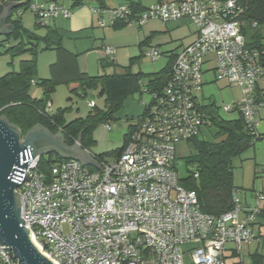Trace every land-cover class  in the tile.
<instances>
[{
    "label": "built area",
    "instance_id": "2783aa9c",
    "mask_svg": "<svg viewBox=\"0 0 264 264\" xmlns=\"http://www.w3.org/2000/svg\"><path fill=\"white\" fill-rule=\"evenodd\" d=\"M31 10L41 26L51 19H69L72 13L57 2L32 5ZM91 13L102 28L188 21L197 38L177 53L163 88L143 90L152 101L132 121L121 153L109 160L89 151L103 171L63 160L47 175L38 169L43 155L28 165L16 192L35 244L56 264H244L243 247L257 239L254 224L264 195L257 193L254 206H249L235 193L233 210L218 217L204 214L197 194L180 185L174 162L176 146L200 136L210 123L205 110L210 104L197 96L210 71L217 81L241 89V99L223 110L239 112L249 131L259 135L264 121V38L248 45L243 33L246 10L238 0H160L143 11L123 5L92 8ZM163 55L160 48L143 53L154 62ZM115 56V49L106 48V58ZM95 106L94 101L88 104ZM50 108L49 103L46 113ZM194 241L198 244L192 250L183 251ZM0 264H17L5 247H0Z\"/></svg>",
    "mask_w": 264,
    "mask_h": 264
},
{
    "label": "trees",
    "instance_id": "16d2710c",
    "mask_svg": "<svg viewBox=\"0 0 264 264\" xmlns=\"http://www.w3.org/2000/svg\"><path fill=\"white\" fill-rule=\"evenodd\" d=\"M59 1L51 2L61 4ZM71 1L72 10L85 4V0ZM95 1L98 2L100 8H106L104 0ZM238 2L246 10L243 17L245 22L243 33L247 37V43L249 46L258 44L264 38V0H238ZM7 3L15 5L12 18L8 22L12 26L13 32L8 36L0 37V46L11 40L23 41L26 38L31 45L30 48L27 49V46L20 43L17 47L11 48L9 52L17 53L26 50L32 52L33 55L32 59L20 62L19 71L10 72L0 77V116L4 117L10 125L17 127L22 137L35 127H42L51 135L61 133L68 147H73L81 139L82 148L91 151L96 146L94 139L96 129L100 125L110 126V121H116L115 115L123 109L128 98L138 92H143L144 89L149 93H154L163 88L170 78V72L177 54H169L171 61L160 72L148 76L144 88L141 86V82L145 76L142 73H133L131 67L123 68L122 72L100 76H91L82 72L79 67L78 56L64 48L62 36L55 29L37 23V15L31 10V6L39 4H35L34 0H8V2L0 4V14ZM128 5L136 11L144 10L137 3L131 2ZM27 11H32L35 14L37 28H47L45 36H39L24 28L18 13ZM253 23L258 24L257 29L252 28ZM114 26L119 28L125 25L118 23ZM34 41L44 43L46 50H56L57 52V60L50 66V78H36L37 45L32 43ZM141 46L142 44H140ZM137 59H132L131 62ZM107 60L101 61L103 69L116 67L114 60L108 58ZM32 81L35 83L33 84ZM33 85L42 88V98L36 99L30 95V89ZM61 85H66L71 94L82 95L83 97H87L90 92H99V96L105 97V109L100 110L95 106L90 108L91 111L85 118H78L71 122H67L65 110H58L52 115L49 112L46 113L48 104H51V95ZM205 110L210 115V123L201 135L209 129V126L216 127L218 131L210 140H201L200 135L185 141L194 147L195 152L187 157V161L196 165V170L187 178L180 180V185L197 194L202 213L218 217L233 210L235 206L233 198L238 188L234 184V158L263 140L264 134H261L260 131L258 136L252 134L239 112L240 117L237 120L225 121L219 118L218 109L213 103ZM140 116L131 120L133 121ZM129 127L124 136V143L127 132L130 130ZM217 137L222 139L217 141ZM121 151L122 147L113 152L96 156L99 159L110 160L117 157ZM62 161L63 159L56 153L50 154L48 158L41 156L39 172L48 175L51 166ZM195 174L198 176L196 177ZM259 217L264 218V209L261 210ZM253 264H259L256 258Z\"/></svg>",
    "mask_w": 264,
    "mask_h": 264
},
{
    "label": "rangeland",
    "instance_id": "374dc122",
    "mask_svg": "<svg viewBox=\"0 0 264 264\" xmlns=\"http://www.w3.org/2000/svg\"><path fill=\"white\" fill-rule=\"evenodd\" d=\"M66 4H69L68 0H65ZM138 1V0H137ZM146 1V0H143ZM157 0H154V2ZM130 4L131 2H123ZM85 7L97 8L98 2L95 0H85ZM25 22L29 21V27L24 28L32 33H36L39 36H45L47 28L36 27V23L31 11H27L25 14ZM188 25L166 26L160 21H148L141 27H134L125 25L124 27H115L110 25L106 28H102L98 23L89 30L90 35L92 34V41L94 40L95 48L89 50L90 52H84L80 54L82 57L81 62L83 65L86 64L89 70V75L100 76L113 74L115 72H122L123 68L131 67L133 73H142L143 77L141 86L144 88L147 84L148 76L158 73L166 67L167 58L169 53H165L168 48L174 49L182 45L189 44L190 40L188 37L194 30L193 27ZM190 29L192 30L190 32ZM22 43L23 46H27V49L31 47L28 39L22 40H11L5 45L0 46V77L14 71H19L20 62L23 60H30L33 58L32 52L22 50L17 53L9 52L13 47H17ZM37 45V79H47L51 76L50 66L56 62L57 52L56 50H46L45 44L41 42H32ZM64 46L70 45L72 50L79 51L85 47L73 38H64ZM140 44L142 46L140 47ZM108 46V47H107ZM103 47L113 48L116 50L117 55L114 61L116 67H107L103 69L99 63L98 55L100 54L99 49ZM151 48H160L165 53L159 60L152 61L149 57H144L143 53L150 50ZM137 60L131 62V60ZM206 84L203 86L201 92L197 94L200 100L205 101L206 105L212 104L218 109V116L220 119L225 121L237 120L240 116L238 112H225L223 108L225 106H232L236 101L241 99V89L235 85H230L227 81L215 79V74L210 71L205 74ZM30 95L33 98L40 99L43 97L42 88L38 85H33L30 89ZM72 98V100H70ZM52 104L48 110L49 114L52 115L58 110L66 111L67 122L74 121L78 118H85L91 109L88 107L90 101H94L98 109H105V97L99 96V92H90L87 97L82 95L71 94L69 88L66 85L57 87L56 91L50 97ZM152 98L150 94L140 92L131 96L125 101L123 109L115 115L116 121H110V130L105 125H100L94 132V139L96 146L91 152L96 155L104 153H110L117 149H120L123 145L124 136L132 123V118H136L142 115L144 112V104H150ZM131 107H135V112L132 113ZM260 130L264 129V122H261ZM216 127H210L201 135V140H210L213 135L217 133ZM264 134V133H261ZM217 141L222 138L217 137ZM176 160L174 166L177 170L179 179H185L191 173L196 170V165L190 164L187 161V157L194 154V147L191 143L182 142L176 146ZM48 158L49 155H43ZM55 158V156H52ZM233 173H234V184L239 187V192L246 193L250 199L251 194L260 192L264 193V139L257 142L254 146L249 148L247 151L239 156H236L233 160ZM263 204V202H262ZM67 232V229H65ZM197 241L183 247V251H190L196 245ZM255 244V243H254ZM253 250L256 246H253ZM255 251V250H254ZM243 259L244 264L250 263V256L247 252V247L243 248ZM234 259L233 261H237Z\"/></svg>",
    "mask_w": 264,
    "mask_h": 264
},
{
    "label": "water",
    "instance_id": "95a60500",
    "mask_svg": "<svg viewBox=\"0 0 264 264\" xmlns=\"http://www.w3.org/2000/svg\"><path fill=\"white\" fill-rule=\"evenodd\" d=\"M14 6L7 3L0 14V37L13 32L6 22L12 18ZM52 153L63 160H76L84 166L100 168L90 152L82 148L81 139L68 147L61 133L51 135L42 127H35L22 137L17 127L0 116V247L11 251L17 264H56L42 253L30 229L25 227L20 196L16 192L26 179L32 160Z\"/></svg>",
    "mask_w": 264,
    "mask_h": 264
},
{
    "label": "crops",
    "instance_id": "0c3cea01",
    "mask_svg": "<svg viewBox=\"0 0 264 264\" xmlns=\"http://www.w3.org/2000/svg\"><path fill=\"white\" fill-rule=\"evenodd\" d=\"M51 1H55V0H34V3L45 6L48 3H50ZM68 1H69V4H66L65 0H60L59 2L62 5H64L65 7L71 9L72 1L71 0H68ZM159 1L160 0H157L155 2H154V0H146V1H143V0H138V1L137 0H104V4L106 7L114 8V7H119V6H123V5H128V4L123 3V2H132V3L139 4L142 7V9H146L149 6L154 5ZM97 8H99V5ZM91 9L92 8L85 7V5H83L80 8L74 9V10L71 9L72 13H71V17L69 19H64V18L51 19L47 25L49 28L55 29L62 36L63 39L64 38H67V39L73 38L76 41H79V43L85 47L82 50L74 51L71 49L72 47L70 45L64 46V44H63L64 48L68 52L73 53V54L78 56L79 67H80L82 72H85L87 74H90L89 70L87 69L86 64L83 65V62H81L82 57H80V54L84 53V52H90L89 50H93L95 48V44H96L94 42V40H96L95 35H93L94 40L92 41L91 40L92 34L90 35L89 30H91V28L98 23V18L91 13ZM31 13H33V12L31 11ZM25 14H26V12H19L18 16L21 17L22 24L24 26L29 27L28 26L30 24L29 21L27 20V22H25V19H24ZM33 17L35 20V14L34 13H33ZM8 22H9V20H8ZM8 22H6V25L9 24ZM35 23H36V20H35ZM169 25L170 26L171 25H173V26L188 25L190 27H193L194 30L192 31L190 29V32L191 31L192 32L190 33V36L188 37V40H190L189 44H187V45L181 44L180 47L174 48V49H170V48H172V47H170L167 49V51L165 53L177 54L183 47L190 45L191 43H193L196 40L197 30L188 21H182L180 23L167 24L166 26H169ZM105 50H106L105 47H103L102 49H99L100 54L98 55V58H99L100 64H101V61L107 60V58L105 57ZM116 55H117V52H116ZM166 58H167V64H166V66H167L168 63L171 61V57H170V55H168V57H166ZM56 60H57V57H56ZM141 94H143V92H141ZM50 102L52 104V101H50ZM145 105H147V104H144V106ZM134 108L133 107L130 108V110H132V113H134L136 110ZM260 132L264 133V129L262 131L260 130ZM91 153L96 155L93 152H91ZM237 188H238L237 192H236L237 196L241 199L243 204H247L249 206H254L255 195L258 192L251 194V197L249 199L246 193L239 192V187H237ZM261 194L264 195L263 192ZM260 207H261V209H264V202H263V204H261ZM254 230H255V233L257 235V239H255L251 244L244 246V247H247V252L249 253V256L251 259L250 263H248V264H253V261L255 258L259 262V264H264V218H262V217L257 218V221L254 224ZM256 244H257V247H256V249H254L255 250L254 251L253 246H256Z\"/></svg>",
    "mask_w": 264,
    "mask_h": 264
}]
</instances>
